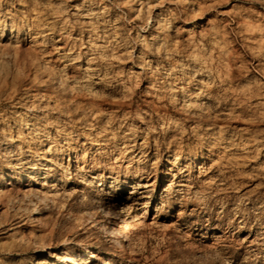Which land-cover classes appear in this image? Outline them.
I'll return each mask as SVG.
<instances>
[{"label": "rangeland", "instance_id": "obj_1", "mask_svg": "<svg viewBox=\"0 0 264 264\" xmlns=\"http://www.w3.org/2000/svg\"><path fill=\"white\" fill-rule=\"evenodd\" d=\"M0 264H264V0H0Z\"/></svg>", "mask_w": 264, "mask_h": 264}]
</instances>
